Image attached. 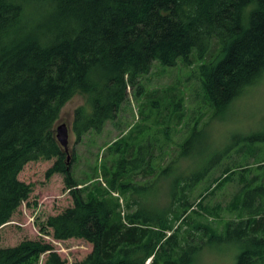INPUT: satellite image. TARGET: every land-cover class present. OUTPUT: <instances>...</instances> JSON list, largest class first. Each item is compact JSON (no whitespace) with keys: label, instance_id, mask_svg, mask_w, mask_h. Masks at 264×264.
Wrapping results in <instances>:
<instances>
[{"label":"trees","instance_id":"trees-1","mask_svg":"<svg viewBox=\"0 0 264 264\" xmlns=\"http://www.w3.org/2000/svg\"><path fill=\"white\" fill-rule=\"evenodd\" d=\"M196 61L203 97L213 117H222L264 75V0H0V227L33 192L19 178L24 167L55 159L47 177L64 176L73 205L48 216L41 229L93 246L83 260L67 263L51 242L24 239L0 248V264H36L42 255L44 264H194L204 249L224 246L238 249L234 264H264V163L257 173L247 161L235 164L240 169L227 165L195 195L230 148L259 150L255 141L264 142V134L210 153L187 175H174L175 165L194 153L203 132L198 122L179 156L158 170L152 138L137 147L128 143L133 131L118 138L108 146L116 159L103 176L110 191L122 192L124 214L96 178L75 177L56 138L60 112L76 94L87 97L74 114L79 141L125 111L130 89L133 99L144 96L142 77L154 63ZM201 147L208 150V141ZM170 178L165 202L149 203L161 192L155 185ZM225 181L240 186L225 208L210 206L205 195ZM225 210L234 216L219 224L214 218Z\"/></svg>","mask_w":264,"mask_h":264},{"label":"rangeland","instance_id":"rangeland-1","mask_svg":"<svg viewBox=\"0 0 264 264\" xmlns=\"http://www.w3.org/2000/svg\"><path fill=\"white\" fill-rule=\"evenodd\" d=\"M215 53H218L217 47L209 59ZM200 63L196 61L190 66L180 63L175 67H163L154 63L150 72L142 77V83L146 86L144 96L135 100L130 89L132 102L125 111L115 121H108L101 133L90 132L79 141L73 132V120L75 110L87 104L86 95L76 94L62 108L55 124V132L57 126L63 123L70 129L66 158L75 177L80 182L96 178L94 183H100L110 196L118 199L123 214L126 200L122 192L110 191L109 183L103 176L104 167H112L116 159L115 155L109 152L108 146L118 138L126 137L133 131V137L128 139V143L135 147L152 138L158 157L155 163L158 170L179 156L180 142L189 135L195 122H198V127L203 129V132L195 144L196 149H191L194 153L179 157L175 165L174 175H187L198 169L210 153L223 151L231 142H241L245 137L264 134V75L246 88L224 116L215 118L213 109L203 97L196 74ZM206 141L209 143V149L200 151ZM255 145L259 150L253 152L239 151L238 145L230 148L229 153L221 157L210 170V176L196 187L195 195L198 196L211 180L219 177L227 165L240 169L242 166H236L246 164L247 161L253 165L252 173L259 172L261 164L264 163V142L255 141ZM54 161L55 159L29 162L19 174L21 180L33 185V192L11 220L0 227V248L16 245L24 239L43 238L53 244L67 263H72L83 260L92 251V244L81 238L57 240L41 229L48 216L58 214L73 205V198L65 187L64 176L56 173L47 177V170ZM140 179L144 181L143 177ZM171 179L155 185L161 186V192L150 195L149 203L165 202L164 192L169 188ZM239 186L238 181H225L224 184L217 185L214 193L205 195L206 203L212 207L221 204L225 208ZM233 216L225 210L220 217L214 219L221 224L223 220ZM237 252L238 249L233 246L206 248L197 256L194 264H234ZM45 259L46 255H42L36 264H44Z\"/></svg>","mask_w":264,"mask_h":264},{"label":"water","instance_id":"water-1","mask_svg":"<svg viewBox=\"0 0 264 264\" xmlns=\"http://www.w3.org/2000/svg\"><path fill=\"white\" fill-rule=\"evenodd\" d=\"M69 137H70V129L67 124L63 123L57 126L56 138L66 152L69 151Z\"/></svg>","mask_w":264,"mask_h":264}]
</instances>
